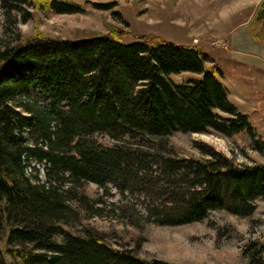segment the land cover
I'll return each mask as SVG.
<instances>
[{
    "label": "trees",
    "instance_id": "trees-1",
    "mask_svg": "<svg viewBox=\"0 0 264 264\" xmlns=\"http://www.w3.org/2000/svg\"><path fill=\"white\" fill-rule=\"evenodd\" d=\"M28 8L84 10L69 0H0V264H188L141 258L136 247H113L90 228L65 229L77 217L70 200L100 210L78 191L85 182L114 188L120 215L134 226L137 206L143 222L170 226L216 209L254 212L264 198V162L236 164L202 144L203 158L168 152L176 132H244L258 145L220 68L205 66V52L165 40L151 45L143 35L130 43L102 34L24 36L17 24L31 18ZM258 21L264 0L248 27L254 37ZM181 73L195 76L168 77ZM94 133L115 143L103 145Z\"/></svg>",
    "mask_w": 264,
    "mask_h": 264
},
{
    "label": "rangeland",
    "instance_id": "rangeland-1",
    "mask_svg": "<svg viewBox=\"0 0 264 264\" xmlns=\"http://www.w3.org/2000/svg\"><path fill=\"white\" fill-rule=\"evenodd\" d=\"M69 1L81 5L83 12L55 13L28 8L31 18L25 23L18 22V30L24 36L39 32L70 39L102 34L122 43L133 42L143 35L151 45L165 40L199 47L208 55L205 66L215 64L220 68L219 79L227 87L229 99L239 111L248 114L258 145L244 132L231 137L215 132H176L168 138V152L203 158L199 148L202 144L236 164L264 162V23L258 21L253 25L255 37L248 28L262 0ZM104 4H107L106 8L100 6ZM242 20L249 21L247 26H241ZM2 30L0 15V35ZM186 76L195 75L181 73L168 77L178 83ZM93 137L106 146L115 143L102 133H94ZM35 167L40 166L35 164ZM78 191L100 210L95 214L70 200L77 217L64 228L72 233L81 234L85 228L93 229L113 247H136L138 256L147 260L264 264V198L255 201L256 208L249 216L216 209L201 221L175 226L145 223L138 206L132 207V217L138 221L134 226L128 217L120 215L117 208L120 196L114 188L105 192L95 183L85 182ZM132 202L138 200L133 198ZM0 247L4 248V237ZM258 248L263 251L255 253V259H251V254ZM5 256L9 259L8 254Z\"/></svg>",
    "mask_w": 264,
    "mask_h": 264
},
{
    "label": "crops",
    "instance_id": "crops-1",
    "mask_svg": "<svg viewBox=\"0 0 264 264\" xmlns=\"http://www.w3.org/2000/svg\"><path fill=\"white\" fill-rule=\"evenodd\" d=\"M243 22L241 24V26H247V23L249 22L248 20H242ZM242 28V27H241ZM244 32V31H243ZM236 33V32H235ZM233 34V33H232ZM246 35V34H245ZM247 36V35H246ZM247 39H248V36H247Z\"/></svg>",
    "mask_w": 264,
    "mask_h": 264
}]
</instances>
